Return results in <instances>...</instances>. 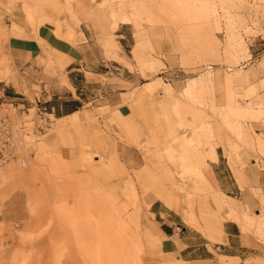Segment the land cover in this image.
Masks as SVG:
<instances>
[{"label": "rangeland", "instance_id": "374dc122", "mask_svg": "<svg viewBox=\"0 0 264 264\" xmlns=\"http://www.w3.org/2000/svg\"><path fill=\"white\" fill-rule=\"evenodd\" d=\"M198 1L0 0V113L26 158L0 165V264H264V0Z\"/></svg>", "mask_w": 264, "mask_h": 264}, {"label": "crops", "instance_id": "0c3cea01", "mask_svg": "<svg viewBox=\"0 0 264 264\" xmlns=\"http://www.w3.org/2000/svg\"><path fill=\"white\" fill-rule=\"evenodd\" d=\"M44 28H48V27H43L40 30V35L43 38V40L48 43L52 48L66 54L67 56H69V58H71L73 61L71 62L70 66H73L74 64L80 63L85 60L88 61V58L85 57L88 53V51L85 49L84 46H81V48H77L72 46L69 43L63 42L59 39H57L53 33H51V31H47ZM11 50L14 52V54H16L19 57H33L35 56L36 52H37V46L33 41L30 40H21V39H14L11 40ZM73 70H78L81 71L80 69H73ZM89 70V69H88ZM91 74H95L94 72H88ZM69 97L70 99H67V103L70 101H74V96L72 93H69ZM72 106H74V104H71ZM78 105L75 106V109L72 110V112H74L76 109H78ZM233 112L236 113V115L240 116V117H249V118H254L255 117V112H257L256 109H233ZM254 130H255V134H260V125H258V123H255V125H252ZM213 160H217V162H213V168H214V174L216 179L218 180V182L220 183L221 186V190L225 191V192H242L241 188L239 186V183L237 182V180L235 179V175L231 169V167L229 166V162L228 160L225 161V169L221 170L220 166L222 165V161L221 158L214 153L212 155ZM255 163V161H254ZM254 163H252L253 165H255ZM245 175L247 177H252L255 178L256 176V170L252 167L246 168L245 170ZM243 180V179H242ZM258 183L260 185L261 190L264 192V169H261V171L259 172V177H258ZM254 187V186H253ZM248 192L249 191H245ZM243 194V193H242ZM258 201L259 204L258 205H254V203L249 202L250 207L252 208H258V206L260 207V211L262 213H264V197H258ZM258 211V215L260 214ZM237 211L235 209L231 210V212H228L229 215H233L235 214ZM234 222V221H233ZM167 227H172L171 225H168ZM239 232V227L237 225V223H231L230 225H226L225 226V235H226V239H227V243L230 245L233 242V239L235 237H238L237 233ZM203 236V235H202ZM205 237V236H203ZM209 237L214 239V236L209 235ZM206 238V237H205ZM207 239V238H206ZM223 246H226L227 244H222ZM209 252V250H207ZM231 257H237V256H231ZM205 260L204 258L200 257L199 259H193V261H203Z\"/></svg>", "mask_w": 264, "mask_h": 264}, {"label": "built area", "instance_id": "2783aa9c", "mask_svg": "<svg viewBox=\"0 0 264 264\" xmlns=\"http://www.w3.org/2000/svg\"><path fill=\"white\" fill-rule=\"evenodd\" d=\"M11 124L10 115L0 113V165L10 162L11 158L14 160L19 158L17 149L21 148V145L12 139ZM21 130H24V125Z\"/></svg>", "mask_w": 264, "mask_h": 264}, {"label": "bare ground", "instance_id": "6f19581e", "mask_svg": "<svg viewBox=\"0 0 264 264\" xmlns=\"http://www.w3.org/2000/svg\"><path fill=\"white\" fill-rule=\"evenodd\" d=\"M199 1H201V0H199ZM198 1V2H199ZM204 1V0H203ZM198 2H196V3H198ZM189 3H190V1H189ZM197 5V4H196ZM191 6V5H190ZM193 7H194V5H193ZM11 122H12V120H11ZM11 129H12V134H13V137H12V139L14 138V140L15 141H17L18 143H19V145H21V136H20V129H21V127L19 126V128L18 127H16V125L12 122V124H11ZM23 150H24V148H23V146L21 145V148L19 147L18 149H17V152H18V155H19V158L18 159H15V160H20L21 161V163L24 165V166H26V158H25V156H24V154H23ZM21 157V158H20ZM14 159H12L11 158V160H10V162H13V161H15ZM33 253H34V251H33ZM32 255V254H31ZM79 262V261H78Z\"/></svg>", "mask_w": 264, "mask_h": 264}]
</instances>
